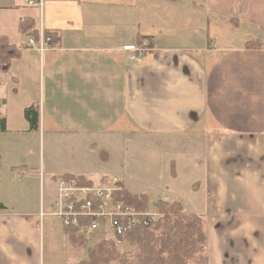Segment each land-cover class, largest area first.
<instances>
[{"label": "crops", "instance_id": "0c3cea01", "mask_svg": "<svg viewBox=\"0 0 264 264\" xmlns=\"http://www.w3.org/2000/svg\"><path fill=\"white\" fill-rule=\"evenodd\" d=\"M38 1L0 0L10 44L24 17L57 36L0 72V264H77L44 193L65 174L181 201L204 217L208 264H264V0ZM50 217L60 261L43 255Z\"/></svg>", "mask_w": 264, "mask_h": 264}, {"label": "trees", "instance_id": "16d2710c", "mask_svg": "<svg viewBox=\"0 0 264 264\" xmlns=\"http://www.w3.org/2000/svg\"><path fill=\"white\" fill-rule=\"evenodd\" d=\"M19 32L39 41L40 32L35 29L34 21L24 17L18 23ZM49 38V44L57 41L54 32L42 31ZM141 39V38H140ZM142 40V39H141ZM141 40L139 42H141ZM259 46L253 39L246 42L247 47ZM23 45L10 44L6 36L0 35V72L6 73L9 64L20 58ZM39 103H33L24 109V117L28 122L29 131L39 130ZM4 130V117L0 114V132ZM102 158L103 154L100 152ZM1 157V150H0ZM66 178L75 177L79 185L91 186L93 183L82 177L70 174ZM121 189L113 193V201L122 206H130L138 212H145L148 207L147 194H132L117 183ZM155 207L157 217L143 216L140 221L116 240L131 247L130 250L119 252L116 240L103 238L87 249V258L77 264H208L207 233L204 217L184 210L181 201L157 200ZM4 206L0 203V209ZM145 220V221H144ZM91 219L79 217L76 226H64L67 240L73 247H80L85 241L84 228L89 226Z\"/></svg>", "mask_w": 264, "mask_h": 264}, {"label": "built area", "instance_id": "2783aa9c", "mask_svg": "<svg viewBox=\"0 0 264 264\" xmlns=\"http://www.w3.org/2000/svg\"><path fill=\"white\" fill-rule=\"evenodd\" d=\"M25 1L28 5H35L39 2L38 0ZM48 42L49 38L41 34L38 42L28 36L23 43L26 47L37 46L38 50L44 51L50 46ZM147 48V40L142 39L139 45L126 46L125 50L130 52L128 55L130 60L139 62ZM117 183L118 180L115 178L109 186L94 184L87 186L79 185L75 177L59 176L56 180V197L52 214L60 218L63 227L76 226L79 217L90 218L89 226L84 228L88 233L107 224L114 240L116 236L138 223L141 217L157 215L146 211L138 212L133 207L122 206L119 202H114L113 193L121 189ZM116 243H121V241L116 240Z\"/></svg>", "mask_w": 264, "mask_h": 264}, {"label": "rangeland", "instance_id": "374dc122", "mask_svg": "<svg viewBox=\"0 0 264 264\" xmlns=\"http://www.w3.org/2000/svg\"><path fill=\"white\" fill-rule=\"evenodd\" d=\"M182 141H184L182 139ZM179 146L181 144L178 143ZM183 146V144H182ZM183 148V147H182ZM94 181L96 185H99L98 181H96V178H94ZM38 186V183H37ZM42 189L38 186L36 189V194H38ZM45 196L47 197H56V185L54 184H46V189L44 190ZM54 197V198H55ZM146 212L150 213H156L157 215H154L155 217L158 216L156 207H155V202L151 199L148 198V207ZM55 217H50L48 223L44 225V227L40 226V232H41V241H42V232L43 237H44V245H43V250H44V257L46 261L49 259H54L57 256L59 261L62 259V252H61V235H62V226L61 223H59ZM84 233V238L85 241L82 242V245L80 247H73L69 241L67 240V252L68 256L70 257V261H75L78 263L79 261L85 260L87 258V249L91 246H93L98 240H101L103 238H111L113 239V234L110 233L109 227L106 224L104 227H100L97 230H94L93 232H86L85 229L83 231ZM118 246L119 252H124L128 251L131 249L128 245H126L124 242L122 243H116ZM66 252V254H67ZM69 262V261H67Z\"/></svg>", "mask_w": 264, "mask_h": 264}]
</instances>
